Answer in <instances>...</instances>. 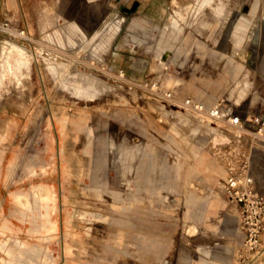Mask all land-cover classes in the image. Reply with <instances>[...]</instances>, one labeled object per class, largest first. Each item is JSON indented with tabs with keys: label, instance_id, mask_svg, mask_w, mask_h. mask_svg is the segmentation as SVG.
Listing matches in <instances>:
<instances>
[{
	"label": "rangeland",
	"instance_id": "374dc122",
	"mask_svg": "<svg viewBox=\"0 0 264 264\" xmlns=\"http://www.w3.org/2000/svg\"><path fill=\"white\" fill-rule=\"evenodd\" d=\"M132 1H102L116 22L126 17L113 42L88 41L76 24V35L65 32L55 1H40L26 27L0 18V264H178L182 250L190 258L182 264L216 251L230 259L218 264H257L236 259L237 234L229 249L202 238L203 220L192 218L199 202L188 198L209 193L190 166L215 134L232 143L233 162L219 161L229 173L246 161L264 194V143L162 91L235 115L264 113V0H162L166 34ZM99 3L90 2L95 14L104 12ZM228 58L241 62L234 79ZM166 73L178 84L159 88ZM220 196L223 208L205 225L235 233L239 212L224 226L231 202ZM257 261L264 264V241Z\"/></svg>",
	"mask_w": 264,
	"mask_h": 264
},
{
	"label": "crops",
	"instance_id": "0c3cea01",
	"mask_svg": "<svg viewBox=\"0 0 264 264\" xmlns=\"http://www.w3.org/2000/svg\"><path fill=\"white\" fill-rule=\"evenodd\" d=\"M40 1H46L47 4L49 2L55 1L58 5V9H59L58 14L61 15L62 17H64L63 19H65V21H67L66 23H64L65 24V26H64L65 32H68L72 35H76V34L72 33L69 29L70 24H76L80 28H82L83 30H85L87 32L86 36H87L88 41L90 39L89 37L94 35L95 38L96 37L97 38L105 37L104 38V43H105L106 42L105 41L106 36L110 35V37L108 39H110L113 42L114 38L120 33L121 28L123 27V22H125V19H126V17L123 16L124 20L116 22L115 17L119 16L118 14H116V16H112V18H111L112 14L109 13L108 10L103 8V3H102L103 0H101V3H99V5H98V8L100 7L101 11H102V9H104L103 14L99 13L98 9H97V14H95V12L92 11V6L90 4L91 0H0V18L4 22H8V23L9 22L12 23V21H17L23 27H26L28 25L29 21L30 22L33 21L34 18H36V16H38L39 13L36 11V5ZM147 1L146 0H142V1L140 0V2H139L138 0H133L131 5L132 6L134 5V8H133L134 10H136L137 8L139 9V7L141 6L142 10L140 11V13L144 17H146L145 19L148 22L152 23L151 25H153V24L157 25V30H158L159 34L160 33L166 34L165 32H168V30H169L167 28V22L169 20L168 17L170 16V12H169V15H167V16L165 15V12L163 10V7H164L163 4L164 3L162 4V2L164 0L163 1L162 0H147ZM169 4H170V0H169L168 5ZM148 6L151 9L150 15L146 16V13L144 12V10ZM120 9L127 10L126 7L125 8L122 7ZM134 10H132V12ZM109 17H110V20L112 22L115 21V23H114L115 25L113 23L110 24V23L106 22V20ZM127 17H130V15L127 14ZM97 18H99L101 22L97 21V23H96ZM94 24H95V26L97 25L96 28L93 27ZM102 24L104 25V27L102 26ZM190 35L191 34H189L188 32H185L182 35L183 41L185 43L187 41L191 40ZM95 38H93V39H95ZM87 39H86V41H87ZM84 41H85V39H84ZM199 44L201 45L200 41H199ZM101 47H103V44H101ZM170 52H171V56L167 59V61L170 58H172L173 52L172 51H170ZM153 56H154V58H156L154 53H153ZM231 57L234 58L233 56H231ZM232 58H228L226 63L228 65V67L230 68L229 72L232 75V78L234 79V77H235L233 75L234 70L236 71V69H238V67L236 68L235 65L236 64L241 65V62H240V60L235 62V60ZM166 62H165V64H166ZM143 63H144V61L141 59L139 61H137L136 63H134L135 65H137L136 67L134 66L135 67L134 70L138 73H140V70L143 71V67L142 68L138 67L139 64H143ZM231 65H233V66H231ZM132 78L137 79L138 76L133 75ZM177 84H178V80L173 78L172 75H168L166 73L164 75V77L162 78V84L160 83L159 88H161L162 86L171 87V86H175ZM231 90L232 89H230L229 92L226 94V97L228 95L229 96L234 95L231 93ZM162 92L171 93L170 91H162ZM171 95L173 97L172 93H171ZM186 100H190L196 105H198V104L201 105L203 107V111H210L211 109L215 108L216 105L219 104V103H217V104L215 103L211 107H207L206 105H204L200 101L193 100L192 98H185L183 101H176L173 99L172 101L178 102V104H181V106H183V103ZM200 114L204 115V112L200 113ZM260 114L264 115V113H260ZM194 126L199 128V129L202 128L200 126V124H197ZM208 150L209 149L206 148V145H205L204 148H202L201 150L199 149V150L195 151L194 163L190 166V168L192 171H194V174L196 176L202 177L203 180L206 181V189L209 193L206 194V196L202 200H196L195 195L193 193L194 191H190L188 203L191 205H195V203L199 202L198 213L195 215L197 217L192 216V218L197 219V220H203L204 227L201 229V232H200L201 237L207 238V239L215 238L218 241H222L225 244L223 246L225 248L229 249V248L233 247L232 244L234 243V241H233L234 238L236 236L237 237L240 236L239 228H237V231L235 233H234V230L228 229L225 227L222 229V232H217L216 227H214L212 224H210V225L206 224L205 225V222L210 221L211 218L216 216L224 206V204L221 200L222 198L220 196V194H222V193L218 190V184L226 181L231 176L232 173H234L238 170V168L235 169L232 173H229L228 169L224 166V163L221 162L222 160L219 161V158L217 156L215 157L214 155H212ZM250 170H251V168H250ZM253 177H254L256 185L258 183L257 186H258L259 190L261 191V189L259 187L260 186L259 180H257V178L254 176V174H253ZM186 182L188 185L193 186L192 180L189 178L188 175L186 177ZM262 185H264V183H262ZM223 197H225V195H223ZM133 198L135 200L137 199V197H134V196H133ZM131 200H132V196H131ZM229 202H231V203H228V205H226L224 207V209H225V218L223 220L224 226H226L227 223L232 221L237 216L236 212H239V207H238L237 203L232 202V201H229ZM116 209H118L120 211L121 209H125V207L117 205ZM185 231L188 234L194 233V232H196V228L193 225L187 226ZM11 239L18 240V239H15L13 237H11ZM263 241H264V237H263ZM239 243H240V237H239V241L237 242V245ZM214 245H221V244H220V242H216V243H214ZM234 250H236V248ZM203 253H205V255H208L207 251H203ZM219 254H220V251H216L214 254V257L216 259H213V260H206L204 257L198 256V258L194 259V261L196 264H218L217 263L218 261H224V260L229 261L230 260L227 257L221 258L222 259L221 260L219 258ZM177 260H178V264H182V263H188L190 258L187 255H185V252H183V250H182L181 252H179ZM191 263L194 264V262H192V261H191ZM256 263L258 264V261H256Z\"/></svg>",
	"mask_w": 264,
	"mask_h": 264
},
{
	"label": "bare ground",
	"instance_id": "6f19581e",
	"mask_svg": "<svg viewBox=\"0 0 264 264\" xmlns=\"http://www.w3.org/2000/svg\"><path fill=\"white\" fill-rule=\"evenodd\" d=\"M168 93L169 92H163L162 94H163V96H165ZM169 100H171V101L173 100L172 95L170 96ZM190 102L193 105H196L192 101H190ZM183 107H185L187 110L194 111V112H197V113H203L204 112V114L209 119H211L212 122H216V123H221L222 122L223 124H227V125H230V126H233V127L240 128V129L241 128H247V126L243 127V125L234 124L233 123V116H236L237 114L236 115L233 114V112L231 111V108H224L223 105H221L220 103L218 105H216V107L211 109L210 111H203V107L201 105H199V104L196 105V106H192L191 104L186 103V102L183 103ZM255 114H258V115H261V116L264 117V115L260 114V113L245 114V115H238V116H241L242 119H245V118H250L251 116H253ZM248 125H249L248 127L250 128L249 130L252 131L253 125L251 123H248ZM216 130H218V129H216ZM253 133H254L255 138H257V134L254 131H253ZM212 140H213V142H212ZM212 140H211V142L213 144V147L210 145L211 149H210V146H209V151H212L214 156L216 155L217 157L222 158L228 164L233 162L232 160H234V158L232 156V153L231 152L228 153L229 151H226L227 147H229V145L231 143L230 137L228 135H225V134H223L222 136H216V134H215V136L212 138ZM261 142H263V141H261ZM216 147H218V148H216ZM231 183H232V185H231ZM251 183H252V187L254 188V192L251 195H249V196L250 197L251 196L252 197H256V195L258 194L259 196H261L264 199V194L259 190L258 186L256 185L254 177H253V174H252V172L250 170V166L245 161V162H242L240 164L238 170L236 172L232 173L231 176L226 181L221 182V183L218 184V190L223 195H225V197L229 201L237 203V205L239 207L238 228H239V234H240V236H239L240 237V243L236 246V250H237L236 259L237 258L240 259V262H242V254L247 256V257H252L254 254H253V252L250 253L248 246H244V244H243L245 237H244V230H243L244 227H243V220H242V217H241L240 204L235 199H233V198L231 199V197L228 194V190H230L232 187H237V190L245 191V190H247L248 185L251 184ZM263 237H264V231H263V233H261L260 240L258 242V250L256 251V253H258L257 257L259 255L261 249H262Z\"/></svg>",
	"mask_w": 264,
	"mask_h": 264
},
{
	"label": "built area",
	"instance_id": "2783aa9c",
	"mask_svg": "<svg viewBox=\"0 0 264 264\" xmlns=\"http://www.w3.org/2000/svg\"><path fill=\"white\" fill-rule=\"evenodd\" d=\"M8 22H4V26H7ZM170 93L165 95V98L169 99ZM186 103L193 105L189 100ZM233 123L240 124L244 126H249L248 123L253 125L252 131L257 134L258 141H263L264 143V117L258 114L251 116L250 118L242 119L241 116H233ZM256 139V140H257ZM250 182V181H249ZM232 185V183H231ZM254 192L252 183L248 185L247 190H237V187H232L228 190V194L231 199H235L239 202L241 208V217L243 220V230H244V246H248L249 252H253L252 257H247L242 254V262L248 263L250 261H257L256 251L258 250V242L260 240V235L264 231V199L258 194L256 197H250Z\"/></svg>",
	"mask_w": 264,
	"mask_h": 264
}]
</instances>
